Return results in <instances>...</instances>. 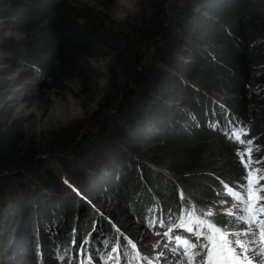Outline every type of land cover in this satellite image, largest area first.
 <instances>
[{
	"label": "trees",
	"instance_id": "1",
	"mask_svg": "<svg viewBox=\"0 0 264 264\" xmlns=\"http://www.w3.org/2000/svg\"><path fill=\"white\" fill-rule=\"evenodd\" d=\"M144 1L149 13L115 22L67 0H0V217L10 211L5 202L8 195L16 196L14 183L26 177H32L26 188L38 183V190L63 192L46 163L49 159L63 165L76 189L91 194L92 184L84 170L96 175L99 172L92 161L108 154L106 160L117 171L124 166L127 172L120 184L102 187L115 199L126 200L144 227L177 224L181 211L191 206L199 213L226 207L233 198L225 185L241 190L245 168L236 154L239 142L229 136L247 128L249 134L242 139H251L254 146L264 149V0H174L168 18L164 13L168 0ZM10 30L27 39L5 37L4 32ZM144 43H150V49L142 58L137 53ZM211 51L216 52L214 57ZM101 57H109L113 66L100 105L105 117L98 123L95 140L79 145L74 127L25 136L5 107L11 93L10 73L29 65L44 78L48 89H59L70 80L88 89V61ZM116 69L127 75L124 87L117 83ZM219 93L225 95L222 100H217ZM124 149H133L136 156L156 157L171 178L134 162ZM69 156L75 158L67 160ZM134 174L140 181L141 201L150 206L144 216L142 203H135L132 192H137V179L127 181ZM20 194L3 228L14 229L19 223L26 196L24 191ZM51 205H41V209L47 213ZM211 211L210 219L230 226L226 211ZM72 212L76 214L75 209ZM54 214L59 219L60 210ZM62 226L57 228L61 234L68 232L64 243L69 245L73 225L68 219ZM56 247L62 251V246ZM71 252L63 264L74 263ZM25 264L35 261L30 258Z\"/></svg>",
	"mask_w": 264,
	"mask_h": 264
},
{
	"label": "rangeland",
	"instance_id": "2",
	"mask_svg": "<svg viewBox=\"0 0 264 264\" xmlns=\"http://www.w3.org/2000/svg\"><path fill=\"white\" fill-rule=\"evenodd\" d=\"M67 1L73 6L80 3L93 8L105 16L106 19L115 22L129 20L135 16L140 17L150 12L144 0ZM173 2L174 0H168L164 6L165 17L167 18L171 15L170 9ZM3 35L14 40L27 39L25 34L12 30L4 32ZM149 46L150 43H144L140 46L138 56L145 57L146 52L148 53L150 49ZM204 47L206 48H203L204 51H207L208 46ZM194 50L197 52V48H193L191 51L194 52ZM209 53L212 57L216 54L212 51ZM187 62L190 63L191 60ZM112 66L109 57L89 60L90 78L88 89H82L76 80L63 83L59 89H48L44 87L46 84L44 78L36 73L34 67L28 65L22 70L19 69L10 73L8 78L12 81L11 93L5 101V107L9 109L11 117L17 120L18 126L25 136L32 135L36 137L54 130L74 127L73 129L77 130V138L81 141L79 145L86 140H95L98 123L100 119L105 117V112L101 110L100 105L104 91L107 90L108 73ZM116 74L119 86L124 87L128 84L125 72L116 69ZM185 88L188 89L189 87L185 85ZM189 90L192 89L189 88ZM218 95L217 100H222L225 96L223 93ZM212 100L211 102H213ZM141 125L142 123H139L137 127ZM247 147L249 145L240 143L236 146L241 152H244ZM251 147L253 162L250 168L259 169V172L253 174L255 181L257 176H261V169L264 167V149L253 144ZM142 149L151 153L148 149ZM124 152L134 162L143 163L150 170L159 171L168 179L171 178L167 169L157 164L156 157L147 158L137 154L141 157L137 159L133 149H124ZM41 157L45 159V156ZM105 157H108V154L92 161V163L95 162V168L99 172H96V175L84 170L86 178L92 184L93 190H90L92 195L80 189V187H78L80 191L76 189L70 178L62 170L63 165L54 163L51 159L46 160V163L49 161L56 179L61 182L63 192L61 191L60 195L54 194L52 190L45 187H39L38 190L36 188L39 186L38 183H32L26 188L32 177L29 179L28 177L24 178L19 181L20 184L18 182L14 183L17 190L16 196L12 198L8 195L5 202L10 211L7 210L8 214L3 212L4 214L0 217V264H25L30 258L35 261V264H63L67 259V254L71 252L70 249L74 250V253L71 252V259L74 260L73 264H187V259L183 255L185 249L178 243L176 238L180 237L195 242V237L183 229L175 228L174 222L164 227L157 223L147 227L139 225L136 220V213L131 211L132 208L129 203L126 200L122 202L118 197L115 199V197L110 196L109 191H106L105 185L102 187L103 184H106V186L110 183L112 185L115 183L120 184L122 176L127 172V168L124 166H121V172L117 171L114 168L115 165L108 159L106 160ZM74 158L69 156L67 160ZM245 160H248L247 155H245ZM44 162L41 161V163ZM104 162H107V164ZM110 169H113V171H110ZM134 170L137 169L134 168ZM164 170L167 171L168 176ZM80 172L84 174L83 169ZM244 176H247L246 170ZM127 177L128 182L137 179L138 183L135 185L137 192H134V190L132 192L136 198L135 203L136 201L138 205L142 203L140 214L142 213V216H144L146 215V208L150 206L141 201L139 196L140 191H142L140 181L137 176L135 178ZM246 182L244 179V183ZM261 185H264V179H261L256 186ZM22 191L26 196L24 198L25 205L22 209L24 212L18 213L20 214L19 223L14 229L8 225V228H3L2 226L6 224V220L10 216L12 217L14 209L17 208L15 202L17 199L15 198L22 197L20 194ZM259 195L264 196V192H260ZM68 199L69 205L63 206ZM11 200L13 201L12 205ZM49 202L52 203L53 209L47 207L46 212H48L45 213V209H41V205L46 206ZM258 203L264 205V200H260ZM234 204L235 201L232 200L231 204L226 207L211 210L213 212L224 210L228 214L234 210ZM121 206L122 208H120ZM73 209H75V215L72 212ZM56 210H60L59 219L63 221V226L68 223V219L73 225L69 245L64 243L68 232L63 230L61 234V229L57 228L62 226V222L57 218L58 215L54 214ZM56 219L57 221H55ZM260 219H264V216H261ZM52 220L56 223H52ZM171 220L173 221V219ZM88 222L89 228L86 229ZM229 224L228 229L232 231L247 228V225L236 221L232 215H230ZM96 228L99 232L96 231ZM169 228H172V231H169ZM166 232L168 235H165ZM72 236L76 241V246ZM3 239L6 242H3ZM241 239L247 238L241 237ZM57 244L62 246V251L59 247H56ZM70 245L74 246L70 247ZM98 245L99 247H97ZM132 245H135V247L133 248ZM107 246H109V252L106 251ZM96 248H98V251ZM90 249H94V251H90ZM191 251L197 252L200 249L197 247ZM94 252L96 253L94 254ZM90 253L94 254L96 258L91 256ZM205 255L206 252H203L201 255L196 256L194 264H202ZM249 256L254 257L253 264H264V256H258L255 253H249ZM132 257H136V259H132ZM244 264H247V261Z\"/></svg>",
	"mask_w": 264,
	"mask_h": 264
},
{
	"label": "snow or ice",
	"instance_id": "3",
	"mask_svg": "<svg viewBox=\"0 0 264 264\" xmlns=\"http://www.w3.org/2000/svg\"><path fill=\"white\" fill-rule=\"evenodd\" d=\"M248 134L247 128H240L229 136L230 140L249 145L244 152L238 150L236 153L247 171V176L244 177L247 182L240 185L241 190H233L225 185L228 194L235 201L234 210L228 214L232 215L236 221L247 225V228L232 231L210 219L213 216L211 210L199 213L195 206L183 209L179 216V223L174 227L183 229L195 237V242L176 238L185 249L183 255L187 259V264H194L195 257L203 252H206V255L202 264H244L245 261L247 264H253L254 257L249 256V253L264 256V219H260L264 216V205L258 203L264 200V196L259 195L260 192H264V185L256 186L261 179H264V176H257L255 181L253 179L254 172H259V169L250 168L253 162L251 159L253 141L242 139ZM245 155L248 156V160H245ZM181 199H184L183 194H181ZM162 224L163 221H161ZM169 231H172V228H169ZM165 235L168 233L166 232ZM241 237L247 239H241ZM132 247L134 248L135 245ZM197 247L200 251H191Z\"/></svg>",
	"mask_w": 264,
	"mask_h": 264
},
{
	"label": "bare ground",
	"instance_id": "4",
	"mask_svg": "<svg viewBox=\"0 0 264 264\" xmlns=\"http://www.w3.org/2000/svg\"><path fill=\"white\" fill-rule=\"evenodd\" d=\"M96 229H97L96 231L99 232V231H98V228H96ZM73 246H74V245H73ZM90 251H94V250L90 249Z\"/></svg>",
	"mask_w": 264,
	"mask_h": 264
}]
</instances>
